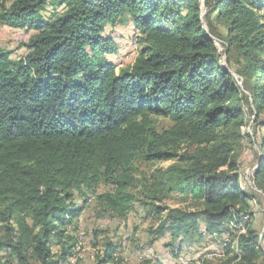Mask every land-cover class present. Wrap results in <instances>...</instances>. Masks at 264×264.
Here are the masks:
<instances>
[{"label":"trees","instance_id":"1","mask_svg":"<svg viewBox=\"0 0 264 264\" xmlns=\"http://www.w3.org/2000/svg\"><path fill=\"white\" fill-rule=\"evenodd\" d=\"M263 11L264 0H0V28L35 31L21 59L0 48V264L67 263L79 244L69 228L85 207L77 200L102 183L111 191L99 203L119 219L136 202L152 207L150 244L227 234L219 264H264L259 233L231 228L255 191L264 199ZM123 20L140 43L116 73L117 47L103 33ZM246 106L257 118L249 180L236 158ZM160 119L171 127L158 130ZM138 159L173 163L135 196ZM174 195L193 208L159 205ZM121 251L107 241L97 264H119Z\"/></svg>","mask_w":264,"mask_h":264},{"label":"rangeland","instance_id":"2","mask_svg":"<svg viewBox=\"0 0 264 264\" xmlns=\"http://www.w3.org/2000/svg\"><path fill=\"white\" fill-rule=\"evenodd\" d=\"M55 10L51 5L43 12V16L51 18ZM59 12L62 9H58ZM264 15V11H263ZM214 26L222 35L226 34L225 26L217 19H213ZM205 28L207 27L205 23ZM35 34L33 30L11 29L8 27L0 28V48L12 53V59L23 58L27 50L24 47ZM104 37L113 39L117 52L108 57V60L115 65L116 73L122 69L131 66L137 56L140 43V37L134 25L129 20L116 25H107L103 33ZM138 40L137 44L136 41ZM134 43V44H133ZM217 47L223 56L222 64L236 75L233 66L230 68L226 63V55L223 54L224 48L220 42H216ZM219 45V46H218ZM136 49V52L135 50ZM237 76V75H236ZM238 84L241 82L236 77ZM241 88V87H240ZM246 126L243 128V146L238 151L237 160L240 168V175L243 180L251 179L256 166L255 151L258 149L254 143V121H256L255 112L249 107H245ZM264 118V114L261 115ZM157 129L162 131L169 129L171 123L166 119H160L157 123ZM170 162L145 163L138 159L133 165V173L136 177L138 188L133 189V194L138 196L142 187V182H151L153 173L160 170H166ZM242 189H248L242 182ZM111 191L109 186L100 184L94 194H90L85 199H78V205L85 206L81 216L73 222L69 232L74 233L78 238L79 244L75 250V255L65 264H97V256H102L107 241L112 240L121 245V252L118 257L119 264H219L223 254V243L229 241V236L224 234L220 237H205L199 242L196 238L190 242H184L182 238L174 239L170 234H166L154 245L150 244L151 237L149 231L159 225L157 215H151V206L143 207L140 202L135 203V209L125 218L119 219L110 211L105 210L99 203L98 197ZM256 200L252 203L251 211L244 215L243 223H233L232 233L239 235L246 230V225H251L260 235L261 247L264 251V199L258 191ZM142 198V197H141ZM162 207L170 209H190L193 203L181 196H172L159 204ZM202 228L203 225L201 226ZM99 233V236H96Z\"/></svg>","mask_w":264,"mask_h":264},{"label":"bare ground","instance_id":"3","mask_svg":"<svg viewBox=\"0 0 264 264\" xmlns=\"http://www.w3.org/2000/svg\"><path fill=\"white\" fill-rule=\"evenodd\" d=\"M138 40L139 39H137V41H136V44H137V42H138ZM134 44V43H133ZM216 46H217V44H216ZM219 46V45H218ZM137 48L139 47V46H136ZM135 50V52H136V49H134ZM242 88V87H241ZM244 91V90H243ZM235 222V221H234ZM237 224V223H236ZM230 226V225H229ZM244 233V232H243ZM241 236V235H240Z\"/></svg>","mask_w":264,"mask_h":264},{"label":"water","instance_id":"4","mask_svg":"<svg viewBox=\"0 0 264 264\" xmlns=\"http://www.w3.org/2000/svg\"><path fill=\"white\" fill-rule=\"evenodd\" d=\"M202 11H204V8H202Z\"/></svg>","mask_w":264,"mask_h":264}]
</instances>
